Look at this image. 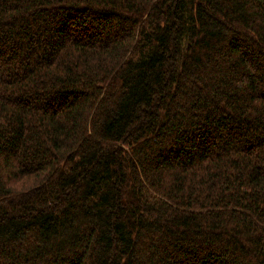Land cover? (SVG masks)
I'll list each match as a JSON object with an SVG mask.
<instances>
[{
    "label": "trees",
    "instance_id": "trees-1",
    "mask_svg": "<svg viewBox=\"0 0 264 264\" xmlns=\"http://www.w3.org/2000/svg\"><path fill=\"white\" fill-rule=\"evenodd\" d=\"M0 264H264V0H0Z\"/></svg>",
    "mask_w": 264,
    "mask_h": 264
}]
</instances>
